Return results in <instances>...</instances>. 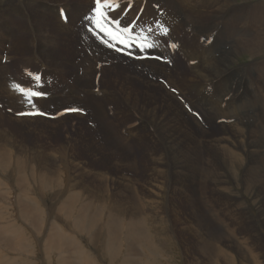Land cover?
Segmentation results:
<instances>
[{
  "label": "rangeland",
  "instance_id": "1",
  "mask_svg": "<svg viewBox=\"0 0 264 264\" xmlns=\"http://www.w3.org/2000/svg\"><path fill=\"white\" fill-rule=\"evenodd\" d=\"M8 1L9 0H3V4H7ZM43 1L46 0H30V5L35 11H32V13L29 11V13L32 20L33 16L36 17L35 22H38V29H41L42 32L47 35L56 34L57 39L52 37L49 40H46L41 35L40 41L42 46L45 47L44 49L40 47V44L35 45L37 43L35 41L31 45V41L28 39L25 40V44L20 42L15 45L18 38L21 36L12 32L11 28L3 23L0 24V45L5 49L8 45H11V43L13 46L15 45L14 48L11 49V52H9L11 55H15V63L23 62V60L26 61L24 56L30 58L32 56L35 57L37 53L42 54L45 60L43 64V67L46 68L45 71H47L51 77L58 79L57 83H52L49 86L52 93H59L62 90H82V92L88 95H101L104 91L109 90L106 89L108 82L103 81V78L109 80L112 76L105 67L106 62L104 68L100 71L97 81L87 82L85 84L76 78L73 64V53L68 49L69 46L71 47V41L66 44L67 39L65 36L67 31L72 29V14L74 13L75 15L76 10L67 9L65 7L69 15V19L66 23L60 20L59 14L56 12L57 3L65 6V3L75 4L74 1H78L82 4L86 2V5L91 6L92 0H48L51 4L56 2V7L54 8V11L47 12L45 9L37 6ZM12 2L16 7L13 8L11 12L8 11V8L4 9L7 18L4 22L12 24L15 27L17 26V30L18 28H21V24L30 25L28 19L22 21L23 19H21L19 14V10H23L21 2L26 3L27 0H12ZM163 2L165 7L170 10V5L165 1ZM134 4L137 7L136 11L140 14L139 17L144 19L145 14H147V7L144 11L142 9L143 5L139 7L136 1H134ZM236 5L241 9H245L242 14L230 18L224 16L221 19L214 21V23L219 24L218 26H206L201 29L206 48L208 49L211 47L213 49L210 52L207 51L206 55L203 56L204 58H214L216 62H220L221 57L224 56L227 51L232 50L235 47H241L240 43L255 41L254 43L259 45L264 42V0H251L240 4L237 3ZM1 8L2 6L0 5V9ZM200 9L201 7L195 4L181 3L176 7L174 6L173 14L179 16V11L196 14ZM136 11L134 10V14ZM228 11L233 12L235 9L232 7L231 10L228 9ZM52 12L55 14L54 17L49 15V13ZM1 15L3 14L0 12V19L2 18ZM81 16L79 18H81ZM35 22L33 20L34 24ZM55 22L58 24L57 29L54 27ZM182 22L186 28H189L188 24L184 23V21ZM226 22L236 23L239 26H231H236L235 28L237 29L247 27L246 30L251 32L252 35L249 36L244 34L243 36H237V38L240 39V41L237 42L232 39H227L224 42L217 43L216 39L219 38L221 25ZM0 23H2L1 20ZM178 31L185 32V37L183 39L184 42L190 41V31L188 32L183 28ZM262 33V36L255 37ZM14 40H16V42ZM46 41L50 43V47H48ZM46 44L48 48L46 47ZM73 45L74 44L72 43V46ZM38 47L40 51L37 50ZM162 56L164 60L160 62H166L167 67L169 68L164 75H156L153 68H148L151 72L150 80L156 82L155 85L158 98L155 103L160 102V99H167L169 103L164 105L166 110L171 114H176L181 117L177 122L173 121L168 113L162 117L163 120H166L167 129L170 134L177 139H181V141H189L191 146L194 147V150H188L187 146L184 148L190 152L199 151L202 148L201 143L203 142H206L205 144L209 146L211 141H215L214 143L217 146L216 150L219 152H221V150L222 152H227L232 148L229 154L230 159L228 160L223 159L219 152L210 150L211 159L216 165H218V167H220L221 171H224H220L222 173V181L219 185L215 181L218 179L216 174L212 173L211 177L208 180H205L203 173L199 175L198 170H195L197 166H192L187 172L183 166L188 159L180 149L174 148L176 157L174 156L169 159L170 161L167 159L163 162L157 161L155 156L154 158L148 156L149 154H146L147 149L151 148L152 145L155 146V137L158 138L156 135L157 130L155 129L154 122L141 116V113H137L136 110L129 111L124 109L121 112H118L114 106L106 104L109 112L120 122V124L115 122V124L119 126V129L113 131L111 138L98 132L95 128L90 126L92 124L87 122V117L93 112V107L85 98L82 103L86 108L83 107L82 104L76 102H68L61 108L54 107L49 98L43 99V104L41 105L37 103L34 104L35 108H25L20 107L19 99L15 94L16 91L9 90L7 92L9 101L0 104V264H116L113 260V252L119 248V260L116 262H119L120 264V259L122 258L125 261V264H264V257H262L264 256V219L263 217H260V214H264V200L260 199L258 204H255L254 202V196H257L260 193V189L263 188L264 192V170H260V173L253 172L252 175H249V177L253 176L259 181L257 185L253 186L254 191H256V194H253L252 190H246L245 182L243 181V178L241 179L240 177L241 173L238 167L235 166L238 170V178L232 176V173L228 172L226 169V163L230 161L238 162V157L232 155L233 150H235L234 152H240V154L243 155L242 157L245 165L249 164L251 160H254V162L261 161V157L259 158V156L264 154V149H261V153L258 156L256 151H254L257 150L255 145L252 146V150H248L249 140L252 137L256 138V142H261L262 146L264 145V132L261 131V129L264 128V107L262 105H257L253 108H243L241 110L237 103L243 98L251 100L256 99L252 90H245V87L238 88L237 84L249 80L250 82L254 81L255 85L258 87H264L259 81L257 74L250 69L253 61H256L258 64L264 63V57L263 55H258L257 57L251 58L248 53H242L232 62L228 68L230 70L221 74V76L225 78H233L229 81L223 82L225 88L216 90L210 80L208 81V85L212 90H194L196 83H193L192 87L184 85L181 80L183 74L188 73V70L191 73V66L188 60L169 52H164ZM120 57L126 59V57ZM7 58L9 60V56H7ZM196 61L199 62L203 70L210 73L211 63H209V65H203L200 62V58H197ZM1 69V77H4L7 74L4 70H9V72L14 75L21 72L18 67L14 66V62L11 59L7 64L2 62V65L0 66V70ZM70 76L74 79L73 84L67 83V77ZM72 77L69 78L70 81H72ZM169 80H173L171 84L169 83ZM109 83L110 87H112L110 80ZM175 90L178 93H176ZM124 91L127 92L126 90ZM262 95H264V93ZM10 96H12V98H10ZM121 104L122 102L118 101L115 106L121 109ZM70 105L81 111H73L67 114L61 112L62 109L71 108ZM39 108H43L46 112L45 115H19V113H30L34 110H39ZM87 108L89 109V113ZM216 108H218L220 112H218ZM127 111L132 112V115L122 117L121 115H124ZM74 112L75 114H73ZM228 113H230L231 116H229ZM32 116L34 118L37 117V119L32 118ZM219 119L222 120L219 122ZM101 122H107V120L101 119ZM257 122H262V124L258 125ZM242 125H245L246 129L238 128ZM186 126L189 127L187 130L192 134L186 132ZM124 130H127L128 133H123ZM143 134L147 135V137H143ZM218 141L221 145L216 144ZM240 141L243 142L242 146L239 145ZM171 142L174 141L172 140ZM227 142L228 145H232V147H229L228 145L226 146L225 143ZM88 145L91 146L90 150L86 147ZM233 145L237 148L233 147ZM131 150L134 151V155L137 156L141 163L147 164L149 168L147 167L145 169L146 171L141 170L140 164L134 162L135 156L128 157ZM159 151L160 149L156 151L158 152L156 154L159 155ZM120 153L125 155L123 158H126V161L122 160L123 158H121ZM205 154L206 152L204 151L201 156ZM201 156L198 158H201ZM129 158L131 159L129 160ZM174 158L177 159H175L176 162L174 161ZM257 158L259 159L256 160ZM9 161L11 163H9ZM177 161L180 163H177ZM203 161H205V163H203L206 164V160ZM131 162H134V166H137L134 167ZM157 163L162 164L164 168L167 167V169L165 168L166 171L158 172L157 168H155V171H152L151 167L153 165L155 167ZM15 168L17 170H14ZM194 172L198 173L197 179L193 177ZM248 173L251 172L248 170L246 171L244 168L243 175L245 178ZM99 175H102V177ZM49 179H51V181ZM164 182L166 185H163L165 184ZM48 184L52 185L50 187L53 189L50 188ZM200 185L204 189L202 191V200H198L197 204H194L190 198L195 196ZM54 187L56 189H54ZM172 187L175 189H182V192L176 194L173 205L170 204L166 195L167 193H165V190H173ZM61 189L65 192H60L62 191ZM148 189H151V191ZM152 193L153 195H151ZM76 195H78L79 198L76 197ZM139 196L144 197L146 200L147 207L145 206V208L152 216L149 217V219H146V217L141 218L142 213L136 208L138 206L139 208H142ZM163 196L165 198H163ZM142 197L140 199H142ZM226 197L228 198L227 201H225ZM9 198H11V200ZM109 198L111 199L107 202ZM126 199H128V201ZM214 200H217V203H213ZM150 201L151 203H149ZM159 203H163L161 204L163 207H160ZM199 203H201V205ZM227 203L228 205H226ZM236 205L240 206V208H238L240 213L242 212V208L245 211L247 208H250L247 209L248 212L246 211L250 216L246 218L247 220L244 222L245 225L240 226L239 229L235 226L234 222L231 221L232 219L227 216V212H231L229 208ZM30 206L34 207L31 209ZM36 206L40 207L39 214L41 217L38 218L33 215L32 212ZM244 206L247 207L244 208ZM152 207L154 209H152ZM198 207L205 211H200ZM107 208H109V210H106ZM215 208L216 211H214ZM217 211H223L228 218L227 220H223V222L229 230L226 227V229H223L219 225L215 226L216 230H223V233H230L223 235L222 239L219 240L215 238L218 234L214 236V230L209 227L210 223L208 222V217H214L215 219L216 215L214 214ZM30 212L32 214H30ZM81 213L83 214L82 216ZM60 216L62 218H60ZM78 216L83 218V224L81 227L76 225L74 219ZM137 219L139 221L142 220L141 223L147 231V234L145 233L141 237V240L143 241H140L139 238L135 237L132 232H130V229L136 224L133 222H137L138 224ZM241 222H243V220H241ZM122 223H124V227H122ZM229 224H233L234 227ZM142 225H140L141 229H143ZM158 226L163 227L164 231L158 233L157 228H160ZM2 228H7V231ZM235 228L236 230L234 231ZM248 228L251 229L249 230V239L246 240L244 236L248 232ZM14 229H17L18 233L16 232L17 230ZM81 229H83L84 232L81 231ZM4 231L6 236L2 235ZM56 231L58 232V237L59 231L64 232L61 237L63 242L60 240L57 241L58 238L53 236ZM45 232H48L49 234H44L45 241H43L42 235ZM69 233L76 235V241L78 242L75 241L76 245L71 244L72 242L70 243V240H67L69 237L68 235H70ZM51 234L53 235L51 236ZM127 234L129 236H127ZM176 235L177 237L175 238ZM148 236L150 237L148 238ZM48 240L51 241L50 243L53 245L52 249L49 246H46L48 245L46 244ZM201 240H203L202 242H204V245ZM41 241L45 243V245L41 244ZM56 242L59 244L57 249L54 247ZM62 243L69 244V247L72 248H70L72 252L67 244L63 245ZM108 244L119 245V248H115L114 251L108 250ZM165 244H168L166 248ZM216 244L220 251L217 250V248L215 249ZM247 244L252 246V248L250 249L247 247ZM259 244H261V246H259ZM75 246L80 252H82L81 250H86L83 251L84 254L91 259L84 261L79 260L75 253V251H77ZM205 246L207 248L212 247L215 250L209 248L210 252H208L209 249L205 250ZM47 248L49 249L48 251L45 250ZM254 248H260V250L256 253ZM256 256L258 259L255 258ZM118 258L116 257L115 259Z\"/></svg>",
  "mask_w": 264,
  "mask_h": 264
},
{
  "label": "bare ground",
  "instance_id": "2",
  "mask_svg": "<svg viewBox=\"0 0 264 264\" xmlns=\"http://www.w3.org/2000/svg\"><path fill=\"white\" fill-rule=\"evenodd\" d=\"M65 1V0H64ZM138 3L139 7L141 5H143V2L144 0H134ZM165 2H167L169 5H170V11L169 13H171L172 16L176 17L179 19V22L178 24L176 25V29L177 30H180L181 28L183 29H187L185 27V25L183 24L182 21H184V23L188 24L189 26V31L191 33V37H190V41L189 42H184L183 41V46H182V51H183V57L186 58L188 60V62L191 60L192 63H190V66H191V73L190 71L188 70V73H185L183 74L181 80H182V83L184 85H187V86H192L193 87V83H196V86L194 87V90H212L209 85H208V81L211 80V83L212 85L215 87L216 90H221L223 88H225V86L223 85V82H226V81H229L233 78H225L223 76H221L222 73L230 70L228 69L230 67V65L232 64V62L234 60H236L242 53H248L249 56L251 58H254V57H257L258 55H263L264 57V42H262L261 44L257 45L255 44L253 41L247 43V42H243V43H240L241 47H235L233 48L232 50H229L227 51L224 56L221 57V61L220 62H216L214 58L210 59V58H204L203 56L206 55L207 51L210 52L212 51L213 49L211 47H209L208 49L206 48V45L204 44V37L201 33V29L205 28L206 26H218L219 24H216L214 23L215 20L217 19H221L222 17L226 16L227 18H230V17H236L237 15L239 14H242V12L245 10V9H241L238 5H236L237 3L240 4V3H243V2H247V1H251V0H242V1H239V0H199V1H194V0H163ZM11 2V3H10ZM74 3H65V7L67 9H75L76 10V14L74 15V13L72 14L73 16V26H72V29L68 30L67 33H66V44L68 42L71 41V47L67 46L68 49L73 53V64H74V71H75V75H76V78L80 81V82H84L85 84L87 82H95L97 81V78L100 74V71L101 69L104 68V65H105V62H106V69L109 71V73L112 75L110 77V81L112 83V87H110V83H109V80L106 79V78H103V81H107V86H106V89H109L107 91H104L101 95H95V94H86L84 92H82V90H74V91H64L62 90L61 92L59 93H52V96L49 98L50 102L52 103V105L54 107H58V108H61L63 107L66 103L68 102H76L78 104H81L83 100H87L90 105L93 107V112L87 117V122L92 124L90 125L91 127L95 128L98 132L104 134L106 137H111L112 136V133L115 129H119V126L115 124V122H118V124H120V122L118 121L117 118H115L110 112L109 110L107 109V106L106 104H110L112 106H114L116 108V111L118 112H121L122 110L126 109V110H129V111H137L141 113V116H144L146 119L150 120L151 122H154L155 124V129L157 130V136L158 138L155 137V146L152 145L151 148H148L147 149V152L146 154L148 156H151L154 158H156L157 161H165V159L169 160L171 158H173L175 156V151H174V148L175 149H180L185 155V157H187L188 161L184 163V169L187 170L188 172V169L191 168L192 166H197L195 170H198V173L199 175H201V173H203V175L205 176V180H208L212 173L216 174L218 176V179H216V183L219 185V183L222 181V171L220 170V167H218V165H216L213 160L211 159V154H210V150H214L215 152L217 151L216 148L217 146L215 145V141H211L209 143V146H207L204 142L201 143V149L199 151H193V152H190L192 150H194V147L191 146V143L189 141H181V139H177L176 137H174L173 135L170 134V132L168 131L167 129V123H166V120H163L162 117L165 116V114L168 113V115H170L171 119L175 122L179 121L181 119V117L179 115H176V114H171L168 112V110H166L165 106L164 105H167L169 103V101L167 99H160V102L158 103H155L157 98H158V93L156 91V85L154 81L150 80V70L148 67H151L155 70V74L156 75H164L166 73L167 70H169V68L167 67V64L166 62H158V61H149V60H142V61H132L128 58L126 59H122L120 57V55H117L115 53H113L112 51H110L107 47H105L103 44H101L90 32H88V30L84 29L83 25L80 24V21H81V18H79L81 15H83L89 8L90 6L89 5H86V2L83 3H80L78 1H74ZM240 2V3H239ZM55 3L56 2H53V4H51L48 0L46 1H43L41 3H39L37 6H39V8H42V9H45V11H54V8L56 7L55 6ZM181 3H186V4H195L199 7H201V9L196 13V14H192V13H189V12H186V11H179V16L173 14V9H174V6H178L179 4ZM31 2L30 0H27L26 3H23L21 2V7H23V10H19V14H20V17L21 19H23L22 21L24 20H27L30 22V25H26V24H21V28H18L17 30V26H13L12 24H9L7 22H4L5 20H7L6 18V15H5V10L6 8H8V11L11 12L13 10V8L16 7V5L12 2V0H9L7 4H3V0H0V5L2 6V8L0 9V12L3 14L1 15V21L2 23L0 24H3L5 23V25H7L9 28H11L12 32H15L17 33V35L21 36L18 38L17 42L16 40H14L16 42L15 45H17L18 43L22 42L25 44V40H29L31 41V45L35 42H37L35 45H41L40 47L42 49H44L45 47L42 46L41 44V35L43 36L44 39H50L52 37H55V39H57V36L56 34H46V33H43L41 29H38L37 25H38V22L36 20V17L33 16V20L35 22V24L33 23V20H32V17L29 13V11L32 13V11H35L33 10L34 8L30 5ZM54 5V6H53ZM60 5V3H57V7ZM64 6V5H63ZM234 8L235 11L233 12H230L228 11L231 10V8ZM14 10H17V9H14ZM40 14V13H39ZM49 15L51 17H54L55 14L52 12V13H49ZM38 16V15H37ZM41 16V15H40ZM231 21V19H230ZM17 22V21H16ZM63 24V23H62ZM231 25H236V26H239L237 25L236 23L234 22H226L224 24L221 25V29L219 31V38L216 39L217 43H220V42H224L225 40L227 39H232L234 40L235 42L237 41H240V39L237 38V36H243L244 34H247V35H252L251 32H249L247 29V27H241L239 29L235 28V27H232ZM54 27L57 29L58 28V24L55 22L54 24ZM44 31V30H43ZM259 31V30H258ZM262 34L260 35H257L255 37H260L262 36ZM258 41V40H257ZM47 44H48V47H50V43H48V41H46ZM72 43L74 44L72 46ZM47 44H46V47H47ZM14 45V46H15ZM55 45V44H54ZM232 45V44H231ZM245 45V46H244ZM11 49L14 48L13 44L11 43ZM24 47V46H22ZM47 47V48H48ZM0 49H1V56H0V66L2 65V62H1V58L4 57L3 54L5 53V48L2 47L0 45ZM11 49H10V52H11ZM38 51H40L39 47L37 48ZM51 50V49H50ZM163 54V53H162ZM9 56V58L14 62V66L15 67H18L20 70L24 67V66H33V65H38L39 67H43V64L45 62L42 54H39L37 53L35 57H25L24 56V59L26 61L23 60V62H19V63H15V55H11L10 53L7 55ZM197 58H200V62L203 64V65H206L209 63H211V71L210 73H207V71L203 70V68H201V65L199 64V62L196 61ZM34 59V60H33ZM258 59V58H257ZM17 61V60H16ZM34 62V63H32ZM142 63V64H141ZM135 65H138V66H135ZM252 67L250 68L254 73L257 74V76L259 77V81L262 83V86H264V63L262 64H258L256 61H253L251 63ZM174 66V65H173ZM233 66V65H232ZM11 67V66H10ZM236 67V66H235ZM234 67V68H235ZM12 68V67H11ZM200 68V69H199ZM2 71V69L0 70ZM6 71L7 73L9 72V70H4ZM14 71V70H13ZM173 72V71H172ZM237 72V70H236ZM169 76V75H168ZM238 76V75H237ZM243 76V75H242ZM174 78V77H173ZM215 78V79H214ZM172 79V78H171ZM173 80H169V83L171 84ZM178 83V82H177ZM174 85V83H173ZM191 87V89H192ZM237 87L240 88V87H245L246 89L245 90H252V93L256 96V99L255 100H251V99H247V98H243L241 99L240 101H238V106L240 107V109L242 110L243 108H253L255 106H259V105H262L264 107V95H262L264 93V87H258L255 85L254 81L250 82L249 80H245L239 84H237ZM9 90H14L16 91L15 94L17 95L18 99H19V102H20V107H25V108H35L34 107V104H43V99H40V100H33V103L29 104L28 103V100L27 98L25 97V94L22 93L21 91H19L17 88H15L13 85H11L9 83V81L7 80V77L6 75L4 77H1L0 76V104L2 103H5L7 101H9L8 99V91ZM124 90H126L127 92H125ZM179 90V89H178ZM164 91V90H163ZM180 92V91H179ZM173 95V94H172ZM175 96V95H174ZM10 98H12V96H10ZM85 98V99H84ZM118 101H121L122 102V108H118L115 106V104L118 102ZM170 105V104H169ZM170 107V106H169ZM67 109H70V108H65V109H62L61 112L62 113H65L64 111L67 110ZM182 109V108H181ZM216 110L218 112L219 109L216 108ZM81 111V110H80ZM79 111V112H80ZM125 112L124 115H121L122 117H127L128 115H132V112ZM215 111V109H214ZM76 112V111H75ZM78 112V111H77ZM89 113V112H88ZM223 113H226V112H223ZM15 114V113H14ZM67 114V113H66ZM75 114V113H74ZM229 116H231L230 113H228ZM17 115V114H16ZM84 115V114H83ZM82 115V116H83ZM119 115V116H120ZM65 116V115H63ZM78 116V115H77ZM120 116V117H121ZM140 116V115H139ZM257 116V115H256ZM71 117V116H70ZM34 118V117H32ZM141 118V117H140ZM255 118V117H254ZM17 119V118H16ZM34 119H37V117H35ZM101 119H105L107 120V122H101ZM109 119V120H108ZM81 120V119H80ZM192 121V120H191ZM255 121V120H254ZM46 122V121H45ZM145 122V120H144ZM239 122V121H238ZM148 123V122H147ZM146 123V124H147ZM198 123V122H197ZM233 123V122H232ZM241 123V122H240ZM258 125L262 124V122H257ZM75 124V123H74ZM94 124V125H93ZM145 124V123H144ZM237 124V123H236ZM250 124V123H249ZM178 125V124H177ZM187 125V124H186ZM198 125V124H197ZM220 125V124H218ZM222 125V124H221ZM224 125V124H223ZM251 125V124H250ZM143 126V125H142ZM145 126V125H144ZM149 126V125H148ZM211 126V125H209ZM216 126V125H215ZM50 127V126H49ZM150 127V126H149ZM221 127V126H220ZM247 127V126H246ZM189 127L186 126V132L188 134H192L190 133L187 129ZM198 128V127H197ZM233 128V127H232ZM238 128H241V129H244L245 128V125H242L241 127H238ZM254 128V127H253ZM153 129V128H152ZM170 129V128H169ZM231 129V128H230ZM246 129V128H245ZM259 129V128H257ZM8 130V129H6ZM176 130V129H175ZM239 130V129H238ZM183 131V129H182ZM235 131V130H234ZM237 131V130H236ZM260 131V130H259ZM262 132H264V128L261 129ZM246 132V131H245ZM5 133V132H4ZM125 134H127V130H124ZM263 134V133H262ZM124 135V134H123ZM246 135V134H245ZM15 136V135H14ZM205 136V135H204ZM207 136V135H206ZM247 136V135H246ZM264 136V135H263ZM6 137V136H5ZM74 137V136H73ZM143 137H147V135H144L143 134ZM242 137V136H240ZM112 138V137H111ZM237 138V137H236ZM9 139V138H8ZM108 139V138H107ZM227 139V138H226ZM246 139V138H245ZM106 140V139H105ZM104 140V141H105ZM174 141V142H171V141ZM216 140V139H214ZM234 140V139H233ZM3 141V140H2ZM95 141V140H94ZM220 141V140H219ZM216 143V144H219L221 145L220 143ZM232 142V141H230ZM94 144V143H93ZM226 146L228 145V142L225 143ZM232 144V143H231ZM10 145V144H9ZM239 145L242 146L243 145V142L240 141L239 142ZM246 145V144H245ZM256 146L257 147V150H254L256 151V154L259 156L260 153H261V149H264V145L262 146V143L261 142H256V138L252 137L250 140H249V144H248V150H252V146ZM154 146V147H153ZM185 146H187V149L190 150L188 151L186 148H184ZM229 147H232V145H228ZM238 146V144H237ZM73 147V146H72ZM88 148V150L91 149V146H86ZM97 147V146H96ZM103 147V146H102ZM222 147V146H221ZM233 147H235L233 145ZM244 147V146H243ZM8 148V147H7ZM65 148V147H63ZM84 148V147H83ZM197 148V147H195ZM223 148V147H222ZM237 148V147H235ZM251 148V149H250ZM73 149V148H72ZM158 149H160L159 151V155L156 154L158 152H156ZM229 149V148H228ZM240 149V148H239ZM246 149V148H245ZM219 150V149H218ZM221 150V149H220ZM232 150V148H231ZM227 151V152H219L220 156L223 157V159H230V151ZM108 151V150H107ZM204 151L206 152L205 155L201 156L202 153H204ZM226 151V150H225ZM235 150H233V153L232 155H236L238 157V162L236 161H230L228 163H226V169L228 172L232 173V176H235L237 177L239 174H238V170L236 167L239 168V171H240V177L241 179L243 178V181L245 182V185H246V190H252L253 194H256V191H254V185H257L258 184V180L255 179V177L251 176L249 177V175H252L253 172L255 173H260V170H264V154L261 156H259V158L261 157V161H256L254 162V160H251V162L247 165H245V163L243 162V155L237 152H234ZM242 151V150H241ZM246 152V151H245ZM250 152V151H249ZM252 152V151H251ZM9 153V152H8ZM12 153V152H11ZM10 153V154H11ZM46 153V152H45ZM52 153V152H51ZM136 153V152H135ZM247 153V152H246ZM138 154V153H137ZM145 154V155H146ZM215 154V153H214ZM213 154V155H214ZM251 154V153H250ZM255 154V153H254ZM255 154V156H256ZM121 158L125 157L124 154H121ZM218 155V154H217ZM249 155V153H248ZM8 156V155H7ZM129 156H135L134 155V151L131 150L130 154L128 155ZM201 158H198L200 157ZM250 156V155H249ZM141 157V156H140ZM176 157V156H175ZM12 158V157H11ZM112 158V157H111ZM134 162L135 163H138L140 164V168L141 170H145L148 166L146 163H141L140 160L137 158V156L134 157ZM143 158V157H142ZM147 158V156H146ZM178 158V157H177ZM252 158V157H251ZM259 158H257L256 160H258ZM76 159V158H75ZM79 159V158H78ZM131 158H129L130 160ZM150 159V157H149ZM176 158H174V161H175ZM182 159V158H181ZM180 159V160H181ZM18 160V159H17ZM58 160V159H56ZM97 160V159H96ZM95 160V161H96ZM115 160V159H114ZM123 161H126V158H123L122 159ZM142 160V159H141ZM155 160V159H154ZM177 160V159H176ZM203 160H206V164L205 161ZM220 160V159H219ZM7 161V160H6ZM13 161V160H12ZM65 161V160H64ZM170 161V160H169ZM182 161V160H181ZM202 161V162H200ZM224 161V160H223ZM101 162V161H100ZM119 162V161H118ZM128 162V161H127ZM133 162V163H134ZM176 162V161H175ZM179 161H177L178 163ZM204 162V163H203ZM247 162V161H246ZM9 163H11L9 161ZM31 163V162H30ZM61 163V161H60ZM64 163V162H63ZM131 162V164H133ZM134 163V164H135ZM152 163H155V162H152ZM167 163V162H166ZM165 163V164H166ZM180 163V162H179ZM223 163V162H222ZM56 164V163H55ZM130 164V163H129ZM133 164V166H134ZM209 164V166H208ZM27 165V164H26ZM128 165V164H127ZM168 165V164H167ZM178 165V164H176ZM224 165V164H223ZM4 166V165H3ZM17 166V165H16ZM33 166V165H32ZM55 166V165H54ZM137 166V165H135ZM134 166V167H135ZM236 166V167H235ZM10 167V166H8ZM47 167V166H46ZM67 167V166H66ZM170 167V166H169ZM3 168V167H2ZM13 168V167H12ZM19 168V167H17ZM31 168V167H30ZM55 168V167H54ZM139 168V167H138ZM149 168V167H148ZM155 168H157L158 172H163L165 170V168L167 169V167L164 168V166L160 163H157L156 166L154 167V165L151 167L152 171H155ZM198 168V169H197ZM229 168V169H228ZM244 168L245 170L251 172V173H248V175L245 176L243 175V172H244ZM28 169V168H27ZM52 169V167H51ZM14 170H17L16 168ZM36 170V169H35ZM59 170V169H58ZM98 170V169H97ZM150 170V169H149ZM172 170V169H171ZM180 170V168H179ZM8 171V170H7ZM28 171V170H27ZM52 171V170H51ZM146 171V170H145ZM166 171V170H165ZM177 171V170H176ZM221 171V172H220ZM184 172V171H183ZM206 172V173H205ZM224 172V171H223ZM101 173V172H100ZM99 173V174H100ZM155 173V172H154ZM181 173V172H180ZM196 172H194L193 174V177L195 179H197V174ZM205 173V174H204ZM59 174V173H58ZM110 174V173H109ZM123 174V173H122ZM144 174V172H143ZM161 174V173H160ZM167 174V172H166ZM179 174V173H178ZM247 174V173H246ZM24 175V174H23ZM27 175V174H26ZM34 175V174H32ZM61 175V174H60ZM63 175V174H62ZM111 175V174H110ZM148 175V174H147ZM155 175V174H154ZM224 175V174H223ZM231 175V174H230ZM254 175V174H253ZM102 177V175H99ZM156 176V175H155ZM167 176V175H165ZM178 176V175H177ZM264 176V175H263ZM126 177V176H125ZM146 177V176H145ZM169 177V176H168ZM139 178V177H138ZM147 178V177H146ZM150 178V177H149ZM161 178V177H160ZM170 178V177H169ZM184 178V177H183ZM238 178V177H237ZM30 179V178H29ZM57 179V178H56ZM105 179V178H104ZM129 179V178H128ZM132 179V178H130ZM145 179V178H144ZM151 179V178H150ZM149 179V180H150ZM154 179V178H152ZM165 179V178H164ZM260 179V178H259ZM10 180V179H9ZM51 181V179H49ZM102 180V178H101ZM155 180H156V177H155ZM163 180V179H162ZM161 180V181H162ZM183 180V179H182ZM234 180V179H233ZM235 180H238V179H235ZM43 181V180H42ZM49 181V182H50ZM59 181V180H58ZM119 181H122V180H119ZM132 181V180H131ZM148 181V179H147ZM153 181V180H152ZM160 181V180H159ZM242 181V183H243ZM124 182V181H123ZM127 182V181H125ZM133 182V181H132ZM138 182V180H137ZM154 182V181H153ZM152 182V183H153ZM158 182V181H157ZM167 182V181H166ZM190 182V181H189ZM240 182V181H239ZM239 182H236V183H239ZM65 183V182H64ZM109 183V182H108ZM112 183V182H110ZM121 183V182H120ZM130 183V182H129ZM156 183V182H155ZM165 183V182H164ZM233 183V182H232ZM50 184V183H49ZM48 184V185H49ZM127 184V183H126ZM146 184V183H145ZM150 184V183H148ZM161 184V183H160ZM260 184V183H259ZM55 185V184H54ZM66 185V184H65ZM112 185V184H111ZM110 185V186H111ZM125 185V184H124ZM131 185V184H130ZM144 185V183H143ZM155 185V184H154ZM163 185H166L163 184ZM168 185V184H167ZM183 185V184H181ZM225 185V184H224ZM236 185V184H235ZM1 186V185H0ZM52 186V185H49V187ZM227 186V185H225ZM65 187V186H64ZM130 187V186H129ZM151 187V186H150ZM155 187V186H154ZM167 187V186H166ZM212 187V186H211ZM220 187V186H219ZM228 187V186H227ZM257 187V186H256ZM52 188V187H50ZM145 188V187H144ZM152 188V187H151ZM156 188V187H155ZM165 188V186H164ZM170 188V187H169ZM222 188V187H221ZM220 188V189H221ZM261 188V187H260ZM6 189V187H5ZM53 189V188H52ZM54 189H56L54 187ZM136 189V188H134ZM168 189V188H167ZM173 190H165L167 193V198L169 199V202L171 205L174 204V198L176 196L177 193L179 192H182V189H175L174 187H172ZM213 189V188H212ZM228 189V188H227ZM60 190V189H59ZM62 191L60 192H63L64 190L61 189ZM124 190V189H122ZM149 190V189H148ZM161 190V189H160ZM203 187H201V185L199 186V188L197 189V192L195 194V196H192L190 199L191 201L194 203V204H197V201L199 200H202V191H203ZM206 190V189H205ZM210 190V189H209ZM6 191V190H5ZM5 191H2V192H5ZM67 191V190H66ZM69 191V190H68ZM133 191V190H132ZM137 191V190H136ZM151 191V189L149 190ZM162 191V190H161ZM194 191V190H193ZM217 191V190H215ZM230 191V189H229ZM59 192V193H60ZM65 192V191H64ZM206 192V191H205ZM204 192V193H205ZM214 192V191H213ZM212 192V193H213ZM239 192V191H237ZM236 192V193H237ZM123 193V191H122ZM216 193V192H215ZM241 193V192H240ZM13 194V193H12ZM124 194V193H123ZM131 194V193H129ZM137 194V192H136ZM149 194V193H148ZM258 194V193H257ZM80 195V194H79ZM126 195V194H125ZM133 195V194H132ZM135 195V194H134ZM139 195V194H138ZM153 195V193L151 194ZM187 195V194H186ZM204 195V194H203ZM143 196V195H142ZM141 196V197H142ZM144 196H145V193H144ZM188 196V195H187ZM245 196V195H244ZM69 197V196H68ZM76 197H78V195H76ZM124 197V196H123ZM139 196V201H140V205H142V208H139L136 207L141 213H142V217L141 218H145L146 219H149V217H152L150 215L149 212H147V209L145 208V206L147 207V204H146V200L144 197H142V199ZM194 197V199H193ZM213 197V196H212ZM247 197V196H246ZM253 197V196H252ZM255 199H254V202L255 204H258V201L260 199H263L264 200V192H263V188L260 189V193L257 195V196H254ZM70 198V197H69ZM79 198V197H78ZM122 198V196H121ZM131 198V197H130ZM147 198V197H146ZM163 198H165L163 196ZM11 200V198H9ZM74 199V198H72ZM111 198H109L107 200V202L110 201ZM129 199V197H128ZM128 199H126L128 201ZM135 199V198H134ZM133 199V200H134ZM138 199V198H137ZM209 199V197H208ZM227 201L228 198L226 197L225 198ZM249 199V198H248ZM251 199V198H250ZM132 200V199H131ZM164 200V199H163ZM204 200V198H203ZM224 200V199H223ZM74 201V200H73ZM136 201V200H135ZM190 201V202H191ZM251 201V200H250ZM130 202V201H129ZM163 202V201H162ZM253 202V203H254ZM81 203V202H80ZM137 203V202H136ZM135 203V204H136ZM151 203V201L149 202ZM155 203V202H154ZM202 203V202H201ZM201 203H199L201 205ZM213 203H217V200ZM226 203V202H225ZM251 203V202H250ZM61 204V203H60ZM153 204V203H152ZM158 204V203H157ZM163 204V203H161ZM160 203V207L162 206ZM166 204V203H165ZM169 204V203H168ZM192 204V203H191ZM82 205V204H81ZM228 205V203L226 204ZM246 205V204H245ZM262 205V204H261ZM108 206V205H107ZM217 206V204H216ZM34 207V206H33ZM32 206H30V208L32 209L33 208ZM159 207V208H160ZM163 207V206H162ZM168 207V206H167ZM189 207V206H188ZM191 207V206H190ZM247 207V206H244V208ZM251 207V206H250ZM13 208V207H12ZM26 208V207H25ZM214 208V207H213ZM238 208H240L239 205H236L234 207H231L229 208V210L231 212H227V216L228 218H231L235 224V226L239 229L240 226H243L245 225V221L247 220L246 218H248L250 215H248L246 213L247 209H250V208H247L246 211L242 208V212L240 213L238 211ZM72 209V208H71ZM152 209H154L152 207ZM161 209V208H160ZM164 209V208H163ZM198 209L200 211H205V210H202L200 207H198ZM252 209V208H251ZM260 209V208H259ZM106 210H109V208H107ZM174 210V209H173ZM32 211V210H31ZM39 211H40V207L39 206H36L34 208V211L33 212V215H35L37 218L38 217H41L40 214H39ZM59 211V210H58ZM216 211V208L215 210ZM263 211V210H262ZM261 211V212H262ZM27 212V210H26ZM81 212V211H80ZM155 212V211H154ZM159 212V211H158ZM178 212V211H177ZM208 212V211H207ZM212 212V210H211ZM248 212V211H247ZM160 213V212H159ZM215 213V212H214ZM260 213V212H258ZM30 214H32L30 212ZM54 214V213H53ZM154 214V213H153ZM251 214V213H250ZM5 215V214H4ZM51 215V213H50ZM77 215V214H75ZM83 214L81 213V216ZM85 215V214H84ZM87 215V214H86ZM198 215V213H197ZM214 215H216L215 219L214 217L211 218V217H208L209 218V223H210V226L213 230H214V236L216 234L217 237H215L217 240L219 239H222L223 235L225 234H230L229 232H224L223 233V230L221 231H217L215 226L216 225H219L221 226V228H227L226 224L223 222V220H227L228 218L226 217V215L224 214L223 211L219 212L217 211ZM253 215V214H252ZM252 215H251V218H252ZM2 216V215H1ZM34 216V217H35ZM81 216H78L75 219L76 221V225L79 227L82 226L83 224V218ZM160 216V215H159ZM172 216V215H171ZM84 217V216H83ZM86 217V216H85ZM88 217V216H87ZM168 217V216H167ZM175 217V216H174ZM260 217H263L264 219V214H260ZM6 218V216H5ZM60 218H62L60 216ZM137 218V217H136ZM169 218V217H168ZM89 219V218H88ZM145 219V220H146ZM158 219V218H157ZM214 219V221H213ZM262 219V218H261ZM132 220V219H131ZM138 220V219H137ZM159 220V219H158ZM172 220V219H171ZM241 220H243V222H241ZM254 220V219H252ZM169 221V220H168ZM230 221V222H231ZM90 222V221H89ZM88 222V223H89ZM131 222V221H130ZM142 220H138V224L137 222H133L135 224V226L133 228L130 229V232H132V234L139 238L140 241H143L141 240V237L143 234H147V231H146V228L144 227V225H142ZM213 222V223H212ZM248 222V221H247ZM253 222V221H252ZM106 223V222H105ZM148 223V222H147ZM197 223V222H196ZM201 223V222H200ZM85 224V223H84ZM143 226V229H141V226ZM152 224V223H151ZM255 224V223H254ZM41 225V224H39ZM73 225V224H72ZM198 225V224H197ZM229 225H232L233 224H229ZM256 225V224H255ZM6 226V225H5ZM124 223H122V227H124ZM162 226V225H161ZM189 226V225H188ZM7 227V226H6ZM41 227V226H40ZM55 227H56V224H55ZM107 227V226H106ZM155 227V226H154ZM160 227V226H158ZM171 227V226H170ZM205 227V226H204ZM234 227V226H233ZM245 227V226H244ZM250 227V225H249ZM8 228V227H7ZM6 228V229H7ZM10 228V227H9ZM84 228V227H83ZM87 228V227H86ZM103 228V227H102ZM153 228V227H152ZM202 228V227H201ZM220 228V227H219ZM218 228V229H219ZM225 228V229H226ZM2 229H5V228H2ZM5 229V231H7ZM42 229V228H41ZM46 229V228H45ZM71 229H72V226H71ZM90 229V228H89ZM183 229V228H182ZM228 229V228H227ZM251 228H248V232L245 234L244 238L246 240L249 239V230ZM257 229V228H256ZM255 229V230H256ZM14 230H17V229H14ZM229 230V229H228ZM233 230V229H232ZM236 230V228L234 229V231ZM261 230V229H260ZM5 231L2 235H5ZM13 231V230H12ZM45 231V230H44ZM81 231H83V229H81ZM126 231V230H125ZM164 231V228L163 227H160V228H157V232L160 233V232H163ZM225 231V230H224ZM233 231V232H234ZM244 231V230H243ZM242 231V232H243ZM263 231V230H262ZM11 232V231H10ZM18 233V230L16 231ZM50 232V231H49ZM84 232V231H83ZM90 232V230H89ZM88 232V233H89ZM207 232V231H206ZM231 232V231H230ZM238 232V231H237ZM259 232V231H258ZM48 232H45L43 233L42 235V238H43V241L44 240V234L47 235ZM58 232L56 231L53 234H51V236L53 235L54 237L58 238V240L62 241L63 242V239L61 238L62 235L64 234V232H61L59 231V237H58ZM139 233V234H138ZM149 233V232H148ZM173 233V231H172ZM202 233V232H200ZM199 233V234H200ZM209 233V232H208ZM260 233V232H259ZM1 234V233H0ZM49 234V233H48ZM70 235H68L69 237L67 238V240H70V243L71 244H75V241H76V235L75 234H71L69 233ZM80 234V233H79ZM129 234V233H128ZM127 234V236H129ZM138 234V235H137ZM1 235V236H2ZM17 235V234H16ZM20 235V233H19ZM151 235H154V234H151ZM158 235V234H157ZM163 235V234H162ZM203 235V234H201ZM4 236V237H5ZM81 236V234H80ZM89 236V235H88ZM164 236V235H163ZM167 236V235H165ZM207 236V235H206ZM213 236V234H212ZM67 237V235H66ZM79 237V236H78ZM83 237V235H82ZM81 237V238H82ZM150 236H148L149 238ZM160 237V236H159ZM177 237V235L175 236V238ZM233 237V236H232ZM61 238V239H60ZM156 238V237H155ZM200 238V237H199ZM209 238V237H208ZM212 238V237H210ZM243 238V237H242ZM18 239V237H17ZM16 239V240H17ZM47 239V238H45ZM173 239V237H172ZM66 240V238H65ZM213 240V239H212ZM203 240H201L202 242ZM51 241H47L46 246H49L51 249L53 248V245L50 243ZM66 242V241H65ZM77 242V241H76ZM95 242V241H94ZM214 242V241H213ZM218 242V241H217ZM41 244L45 245V243H43L42 241L40 242ZM78 243V242H77ZM207 243V242H206ZM247 243V242H246ZM245 243V244H246ZM253 243V242H252ZM255 243V242H254ZM63 244V243H62ZM64 244H67V243H64ZM63 244V245H64ZM161 244V243H160ZM176 244V243H175ZM202 244L204 245V242H202ZM208 244V243H207ZM68 245V248L70 249L71 247H69V244ZM72 245V246H73ZM76 245V244H75ZM87 245V244H86ZM90 245V243H89ZM99 245V244H98ZM168 245V244H167ZM167 245L165 244V248L167 247ZM196 245V244H195ZM206 245V244H205ZM211 245V243H210ZM248 245V244H247ZM153 246V245H152ZM156 246V245H155ZM201 246V245H200ZM209 246V245H207ZM259 246H261V244H259ZM56 249L59 247V244L58 242H56L55 246H54ZM90 247V246H89ZM100 247V246H99ZM154 247V246H153ZM215 247V246H214ZM249 247L250 249L252 248V246H247ZM256 247V246H255ZM74 248V247H73ZM79 248V247H78ZM115 248H119V245H115V244H108L107 245V249L108 250H112L114 251ZM203 248V246H202ZM201 248V249H202ZM209 248H212V247H204V249L208 250ZM217 248V250L220 251V249L218 248L217 244H216V247L215 249ZM246 248V247H245ZM66 249V248H65ZM72 249V248H71ZM70 249V250H71ZM75 249L77 250L76 246H75ZM214 249V248H212ZM214 249V250H215ZM257 253V251L260 250V248H254ZM46 251H48L49 249H45ZM63 250V249H62ZM69 250V252H70ZM43 251V249H42ZM60 251V250H59ZM75 251V250H74ZM82 252H80V250L78 249L77 251H75L76 253V256L79 260L81 261H84V260H90L91 258L89 256H87L86 254H84L83 251H86V250H81ZM99 251V250H98ZM119 251V252H118ZM200 251V250H199ZM202 251V250H201ZM72 252V250H71ZM123 252V251H122ZM205 252V251H204ZM208 252H210V249L208 250ZM251 252V251H250ZM114 253V258L113 260L115 261L116 264H120L119 262H116L117 260H119L118 256L120 254V248L117 249ZM207 253V251H206ZM215 253H218V252H215ZM221 253V252H220ZM260 253V252H259ZM263 253V252H262ZM209 254V253H208ZM68 255V254H67ZM74 255V253H73ZM211 255V253H210ZM218 255V254H217ZM206 256V255H205ZM118 258V259H115V258ZM264 257V256H262ZM230 258V256H229ZM257 258V256L255 257ZM64 259V258H63ZM72 259V258H71ZM215 259V257H214ZM258 259V258H257ZM216 260V259H215ZM230 260V259H229ZM264 260V258H263ZM63 261V260H62ZM73 261V260H72ZM120 262L121 264H125V261L122 259H120ZM198 262V261H197ZM196 262V263H197ZM84 263V262H83ZM90 263V262H89ZM263 263V262H262ZM218 264V263H217ZM261 264V263H260Z\"/></svg>",
  "mask_w": 264,
  "mask_h": 264
},
{
  "label": "snow or ice",
  "instance_id": "3",
  "mask_svg": "<svg viewBox=\"0 0 264 264\" xmlns=\"http://www.w3.org/2000/svg\"><path fill=\"white\" fill-rule=\"evenodd\" d=\"M106 7H112L111 4L107 3V0H105L104 3H102V0H95V15L91 17V23L94 24L95 28L99 30L96 35L99 36V33L102 32L106 37H108V39L100 37L102 43L119 52H124L125 49L132 48H139L143 52L147 49H153L158 46L156 43L150 41L148 36H145L142 33H134L129 27H121L118 20H109L106 11H104ZM89 31H92V29H89ZM164 31L167 33V29ZM110 40L116 41L123 47L117 48L116 43H109ZM171 47L175 49L178 46L176 44H172ZM128 54L131 55L132 53L129 52ZM159 58L163 59V57ZM39 79L40 77L37 76L36 80ZM15 88L19 89V91L25 94L29 104L33 103V97H42L46 95L40 91H34L31 89L25 90L20 85H15ZM70 111H79V109H70ZM19 115H45V113H19Z\"/></svg>",
  "mask_w": 264,
  "mask_h": 264
}]
</instances>
